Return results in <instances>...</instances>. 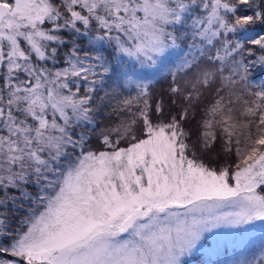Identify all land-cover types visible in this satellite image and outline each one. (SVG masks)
Masks as SVG:
<instances>
[{"label":"snow or ice","instance_id":"1","mask_svg":"<svg viewBox=\"0 0 264 264\" xmlns=\"http://www.w3.org/2000/svg\"><path fill=\"white\" fill-rule=\"evenodd\" d=\"M0 264H264V0H0Z\"/></svg>","mask_w":264,"mask_h":264}]
</instances>
